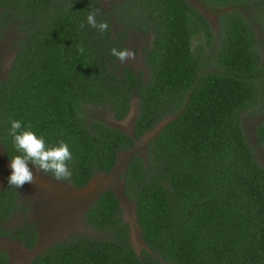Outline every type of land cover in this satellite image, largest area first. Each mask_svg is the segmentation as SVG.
<instances>
[{
  "label": "trees",
  "instance_id": "16d2710c",
  "mask_svg": "<svg viewBox=\"0 0 264 264\" xmlns=\"http://www.w3.org/2000/svg\"><path fill=\"white\" fill-rule=\"evenodd\" d=\"M200 1L217 15V37L188 0H109L107 7L101 0H0V41L8 31L17 35L0 77L8 163L21 154L9 135L10 120H20L49 147L69 145L73 174L62 181L80 188L94 173H110L120 152L163 123L123 174L146 248L134 250L122 207L104 190L83 215L99 235L55 242L26 264H264V165L241 128V116L264 94V35L257 38L254 28L264 26V0ZM94 8L107 32L87 26ZM133 30L149 37L147 77L111 54L126 48ZM133 97L131 134L85 117L93 105L123 119ZM255 135L264 150V120ZM9 177L0 188V237L31 249V222L3 226L19 205ZM7 261L0 251V264Z\"/></svg>",
  "mask_w": 264,
  "mask_h": 264
},
{
  "label": "rangeland",
  "instance_id": "374dc122",
  "mask_svg": "<svg viewBox=\"0 0 264 264\" xmlns=\"http://www.w3.org/2000/svg\"><path fill=\"white\" fill-rule=\"evenodd\" d=\"M194 5L209 21L216 37L217 15L211 10H207L200 0H188ZM103 6L107 7L109 0H101ZM257 22V21H256ZM256 37L261 39L264 35V26L254 24ZM17 35L11 31L0 41V77L4 76L10 66L14 56L13 43ZM149 37L137 31H130L124 42L126 48L135 51L134 60L126 63L135 72L141 71L144 77L148 76V68L143 60L142 48L148 43ZM261 65L264 67V48L261 49ZM87 121L98 120L116 127L126 134H131L132 128L138 113L137 98L133 97L129 112L123 119H116L111 110L87 105L84 110ZM264 120V94L261 101L241 116V128L243 134L251 146L255 159L260 165H264V150L259 145L255 129L259 122ZM163 123H159L154 129L145 133L136 146L125 152H120L114 169L108 173L96 172L91 180L83 187H74L70 183L56 180L53 176L40 171L37 172L34 165L29 163V168L33 172L35 184H25L18 188V208L8 218L3 226L11 229L21 223L31 222L35 228L37 239L33 248H27L22 243L9 237L0 238V251L8 254L6 264H26L30 262L38 253L45 251L51 244L66 240L76 235H99L97 231L91 229L84 220V211L104 190H112L122 207V215L130 226L131 244L139 254L144 250L145 244L140 237L138 225L136 223L134 201L126 196L124 190L123 174L127 162L133 155H144V146L149 139L161 128ZM12 174L10 163L3 155L0 145V188ZM24 207L23 211L20 207Z\"/></svg>",
  "mask_w": 264,
  "mask_h": 264
},
{
  "label": "clouds",
  "instance_id": "9594fccd",
  "mask_svg": "<svg viewBox=\"0 0 264 264\" xmlns=\"http://www.w3.org/2000/svg\"><path fill=\"white\" fill-rule=\"evenodd\" d=\"M101 14V9L94 8L87 15V26L97 29L104 33L107 32L109 25L105 22H97L96 17ZM85 24H80V29L85 28ZM83 53V47L79 48ZM111 54L115 56L121 63H126L128 60H134L136 57L135 51L124 48L118 49L113 47ZM11 130L9 135L13 137V143L17 152L21 153L12 157L10 168L12 174L9 177L8 183L11 187L22 188L26 183L35 184L33 172L29 168V163L35 166L37 172L43 171L50 173L56 180H70L72 170L69 164L73 161V155L69 145L61 140L58 146L49 147L46 144L43 136L29 129L31 125L24 128L23 122L20 120H10Z\"/></svg>",
  "mask_w": 264,
  "mask_h": 264
},
{
  "label": "flooded vegetation",
  "instance_id": "af4514ba",
  "mask_svg": "<svg viewBox=\"0 0 264 264\" xmlns=\"http://www.w3.org/2000/svg\"><path fill=\"white\" fill-rule=\"evenodd\" d=\"M0 238H1V237H0ZM7 255H8V254H7ZM6 263H7V262H6ZM6 263H5V264H6Z\"/></svg>",
  "mask_w": 264,
  "mask_h": 264
}]
</instances>
